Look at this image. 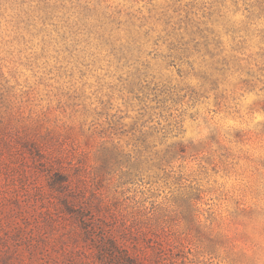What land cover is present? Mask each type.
Returning a JSON list of instances; mask_svg holds the SVG:
<instances>
[{
  "label": "rangeland",
  "instance_id": "374dc122",
  "mask_svg": "<svg viewBox=\"0 0 264 264\" xmlns=\"http://www.w3.org/2000/svg\"><path fill=\"white\" fill-rule=\"evenodd\" d=\"M0 264H264V0H0Z\"/></svg>",
  "mask_w": 264,
  "mask_h": 264
}]
</instances>
